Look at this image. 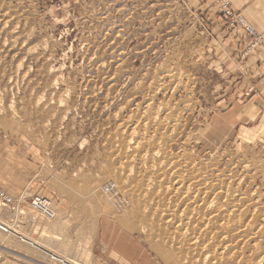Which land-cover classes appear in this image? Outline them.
I'll return each instance as SVG.
<instances>
[{
	"label": "rangeland",
	"instance_id": "1",
	"mask_svg": "<svg viewBox=\"0 0 264 264\" xmlns=\"http://www.w3.org/2000/svg\"><path fill=\"white\" fill-rule=\"evenodd\" d=\"M197 2L0 0V134L37 163L0 264H264V128L207 132L248 92Z\"/></svg>",
	"mask_w": 264,
	"mask_h": 264
},
{
	"label": "crops",
	"instance_id": "2",
	"mask_svg": "<svg viewBox=\"0 0 264 264\" xmlns=\"http://www.w3.org/2000/svg\"><path fill=\"white\" fill-rule=\"evenodd\" d=\"M202 7L211 12L215 9V6L208 1L201 3L200 8ZM229 7L233 13L240 14L253 27L260 35L261 42L256 47L247 50L250 38L241 27H234L228 32L218 31L213 42L218 47L220 45L222 50L217 52V58L232 61L243 59L241 67L246 75L245 92L248 93H245L241 102L239 98L233 99L226 109L212 114L210 126L207 129V132L212 135L218 133L223 124H227L228 129L230 125L242 127L246 124H253L255 128H264V0H229ZM212 15L214 14L211 13V17ZM214 19L216 25L214 26L219 28L221 25L218 20L220 19H216L215 16ZM218 106H221V103ZM212 135L208 137L214 138ZM22 147L19 143L16 146L9 142L3 134H0V186L14 196L20 193L24 195L26 192L32 193L37 185V163L32 153H27L25 147ZM28 199L25 197L18 203L23 214L29 212ZM2 209L10 214L6 222L13 221L12 213L16 211H12L10 207ZM42 228L40 224L38 230L42 231ZM24 229V231H36V225L28 223L24 225ZM98 231H100L99 228Z\"/></svg>",
	"mask_w": 264,
	"mask_h": 264
},
{
	"label": "built area",
	"instance_id": "3",
	"mask_svg": "<svg viewBox=\"0 0 264 264\" xmlns=\"http://www.w3.org/2000/svg\"><path fill=\"white\" fill-rule=\"evenodd\" d=\"M218 5H220L222 11V17L225 20L226 25H228V29L234 27H241L249 36L250 44L247 50L252 49L260 44L261 37L260 35L251 27L247 21L240 15L233 13L229 7V0H215ZM18 198L7 194L4 190L0 188V206L3 207H11L17 204L16 201ZM16 203V204H15ZM29 208L38 212L45 218H53L56 214L55 206L47 197L34 195L29 202Z\"/></svg>",
	"mask_w": 264,
	"mask_h": 264
},
{
	"label": "bare ground",
	"instance_id": "4",
	"mask_svg": "<svg viewBox=\"0 0 264 264\" xmlns=\"http://www.w3.org/2000/svg\"><path fill=\"white\" fill-rule=\"evenodd\" d=\"M1 227H2V226H1ZM26 241L29 242V243H31V244L34 243V242H30V240H29L28 238H26ZM32 245H33V244H32ZM51 255H52V254H51ZM56 257H57V256H56ZM54 259H55V257H54ZM60 262L64 263L63 261H60Z\"/></svg>",
	"mask_w": 264,
	"mask_h": 264
}]
</instances>
